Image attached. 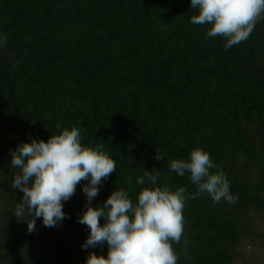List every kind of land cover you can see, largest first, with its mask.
I'll return each mask as SVG.
<instances>
[{
    "label": "trees",
    "instance_id": "16d2710c",
    "mask_svg": "<svg viewBox=\"0 0 264 264\" xmlns=\"http://www.w3.org/2000/svg\"><path fill=\"white\" fill-rule=\"evenodd\" d=\"M190 0H0V264H85L87 202L81 181L55 227L35 231L13 210L18 168L10 151L76 127L82 146L116 163L92 207L118 190L133 204L149 182L185 189L184 231L170 241L177 264H233L250 215H264V13L250 36L225 49L211 24H193ZM202 149L230 184L234 203H213L169 169ZM157 152L162 160H157ZM100 223L104 220L101 217Z\"/></svg>",
    "mask_w": 264,
    "mask_h": 264
},
{
    "label": "clouds",
    "instance_id": "9594fccd",
    "mask_svg": "<svg viewBox=\"0 0 264 264\" xmlns=\"http://www.w3.org/2000/svg\"><path fill=\"white\" fill-rule=\"evenodd\" d=\"M190 7L199 13L190 22L211 24L206 36L225 37L227 50L250 36L256 19L264 13V0H190ZM10 155L11 167L20 170L12 188L23 193L13 214L16 218L28 217L19 220L27 223L29 233L35 231L37 219L42 218L46 227L63 221L67 217L64 202L73 196L82 180L88 181L82 187L87 198L85 210L77 219L90 231L81 247L87 250L106 245L108 251L106 257L90 252L85 264H177L170 241L179 243L184 231L185 189L173 192L167 186L156 187L158 177L144 171L137 177V185L149 182L153 187L142 188L136 204L118 188L102 206L92 207L102 180L116 170V163L99 148L82 146L76 127L51 136L47 142L32 139L10 151ZM155 158L163 159L158 152ZM168 167L181 177L186 171L190 173L191 181L198 186L197 194L191 198L207 193L213 203L222 199L234 203L238 199L231 194L224 173L210 171L216 165L202 149L191 151L190 160H173Z\"/></svg>",
    "mask_w": 264,
    "mask_h": 264
},
{
    "label": "rangeland",
    "instance_id": "374dc122",
    "mask_svg": "<svg viewBox=\"0 0 264 264\" xmlns=\"http://www.w3.org/2000/svg\"><path fill=\"white\" fill-rule=\"evenodd\" d=\"M249 220L254 233L241 240L233 264H264V215L253 211Z\"/></svg>",
    "mask_w": 264,
    "mask_h": 264
}]
</instances>
